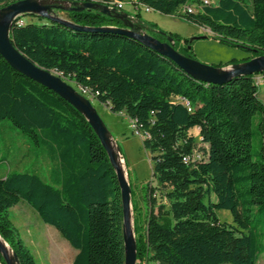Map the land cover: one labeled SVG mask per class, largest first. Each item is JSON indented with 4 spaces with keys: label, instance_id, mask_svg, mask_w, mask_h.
Listing matches in <instances>:
<instances>
[{
    "label": "trees",
    "instance_id": "trees-1",
    "mask_svg": "<svg viewBox=\"0 0 264 264\" xmlns=\"http://www.w3.org/2000/svg\"><path fill=\"white\" fill-rule=\"evenodd\" d=\"M12 1L0 0V9ZM62 1L97 5L66 10L82 29L52 20L19 24L21 15L10 38L29 59L74 83L79 93L86 89L89 99L111 112L126 115L141 133L167 207L155 212V190L147 181L143 208L127 170L136 264H258L264 253V103L255 77L264 78V70L233 75L222 84L199 81L115 30L126 28L125 19L115 15L124 10L103 13L102 0ZM136 1L162 14L177 12L221 42L251 50L245 61L264 56V0H214L187 14L179 13L180 7L201 0ZM153 32L162 42L171 37L176 51L193 58L187 47L192 40ZM5 119L36 148L35 162L49 164L9 170L0 178V237L19 264H37L11 220L10 209L20 200L77 250L72 264H124L121 194L107 149L78 109L0 55V123ZM193 128L208 144L206 159H184L195 147ZM256 133L259 149L253 146ZM117 148L127 166L119 143ZM219 209L230 211L232 223L219 221ZM0 261L6 264L1 254Z\"/></svg>",
    "mask_w": 264,
    "mask_h": 264
},
{
    "label": "rangeland",
    "instance_id": "rangeland-1",
    "mask_svg": "<svg viewBox=\"0 0 264 264\" xmlns=\"http://www.w3.org/2000/svg\"><path fill=\"white\" fill-rule=\"evenodd\" d=\"M121 1L125 2L123 10L128 11L127 13L131 15L132 6L130 2H132V0ZM211 1L214 2V0ZM62 4L64 5V7L68 6V3L66 2ZM139 13L144 21L146 20L147 22H151L154 24V27H152V29L149 28L148 32L150 34H154L153 31H157V29L165 32H170L178 35L181 38L180 42H183L184 39L199 37L193 39L190 44L187 45V47H191L193 58L204 64L215 66L218 64H229V66L224 67V69L231 70V66L235 64H242L246 58L253 55V52L251 50L221 42L218 38H216L213 32L209 31L208 29L204 30L201 28V26L185 20L177 12L174 15H167L155 10H151L149 12L140 10ZM52 15L64 20H69L66 10L62 8H53ZM48 21L49 20L45 18L40 19V17L26 14L21 16V18L18 20V23H42ZM255 80L259 89V98L264 103V78L257 75L255 77ZM66 82L72 85L77 90V87L74 83L70 81ZM90 100L94 109L99 114L103 123L108 128L111 137L113 138V140H111V147L113 152L117 156V169L123 170L124 177L127 179V181V170L129 169L131 173L133 194L136 200L144 208V184L148 181L156 191H154L155 197L157 199V202L154 205L155 212L166 208L167 204L163 200L161 190L152 176V162L150 159L151 154L143 148L141 137L134 132L132 124L128 117L122 113L111 112L110 110H108V108H106V105L100 103L96 99ZM173 100L178 101L179 98L174 97ZM257 117L258 116L256 115L253 122V128L255 129V132L259 130H257L256 127ZM123 132H125L126 135L122 134ZM190 133L195 138L193 157L195 159H206L208 144L204 143L201 140V137L198 133V128H193L192 130H190ZM121 136L123 137L122 140L120 139ZM125 136H127V138ZM258 139L259 136L256 133L253 138L254 149H259ZM27 141V137L24 136L17 128H15L8 120L5 119L0 123V159H2V157L4 158L2 159V161H0V178L3 177L9 170H30L32 166L35 165L36 159L39 158H37L38 155H35L33 151L34 147L32 146L33 148H29ZM117 142L121 143L122 145L123 153L127 161V166L125 165L123 156L117 150ZM2 174L4 175L2 176ZM211 199L215 201V197L213 195L211 196ZM20 203H24V205L28 209L27 216H25V220L27 221L25 223L20 222V213L10 209L11 220L13 222V225L19 231L23 242L33 253L36 263L48 264V262L45 261V251L43 250L42 246L38 244L41 239H46L48 241V247L53 250L54 254L58 258L56 264H71V262H68L67 259L63 260V257L66 258L69 256L72 258L76 249L70 246V244V253L62 248H59L54 241L55 239H53V237L47 231V227H51L54 230H56V228L45 224L39 218L36 211L24 200H21ZM216 214L220 222L232 223V215L229 210L219 209L216 211ZM130 219V231L133 234L132 215ZM124 229L126 236L128 237L126 226H124ZM58 235L61 239H64L59 233ZM2 243H4V241H2ZM4 245L6 248L8 247L7 249L9 250L11 254L10 256L12 257V252L9 246H6V244ZM258 264H264V253L260 255Z\"/></svg>",
    "mask_w": 264,
    "mask_h": 264
},
{
    "label": "water",
    "instance_id": "water-1",
    "mask_svg": "<svg viewBox=\"0 0 264 264\" xmlns=\"http://www.w3.org/2000/svg\"><path fill=\"white\" fill-rule=\"evenodd\" d=\"M64 2L68 3L67 7H64L62 4ZM96 5L97 4L95 2H83L76 6V4L71 5L70 2L62 0H16L10 2L0 9V55L15 71L52 90L76 109H78L88 120L101 143L107 149L109 159L117 175L121 194L125 255L124 264H136V243L134 233H131L128 221L130 211L132 215L130 186L127 179L124 177L122 170L117 169V156L111 147V140H113V138L111 137L108 128L105 126L99 114L94 109L90 99L80 94L72 85L67 83L57 73L49 71L29 59L14 45L10 38L12 24L15 19L21 15H37V17L56 21L73 29H82L81 26L75 25L70 20H64L53 16V8H62L65 10H82L85 8H94ZM101 11L103 13L109 14H115L116 12L115 8H110L106 5H103ZM115 15L125 19L126 26V28H119L115 30L128 36L137 38L150 48L158 51L162 55L172 60L186 74L191 75L193 78L199 81L212 84H222L230 79L233 75H251L264 70V56H255L244 61L242 64H235L231 66V70H225L224 67H215L214 65L204 64L197 61L195 58L185 56L176 51L169 43L172 41L171 37L167 38L168 42H162L148 32H139L141 26L134 24V22L131 20V16L127 13L118 12ZM195 38L199 37H193L190 40ZM124 226L128 228V237L126 236ZM11 252L12 257H9L6 248L0 242V254L2 255L5 263L19 264L17 256L12 250Z\"/></svg>",
    "mask_w": 264,
    "mask_h": 264
},
{
    "label": "built area",
    "instance_id": "built-area-1",
    "mask_svg": "<svg viewBox=\"0 0 264 264\" xmlns=\"http://www.w3.org/2000/svg\"><path fill=\"white\" fill-rule=\"evenodd\" d=\"M211 2H213V1H211V0H201L200 2H197V1L188 2L187 4H185V5L180 7V9H179L180 12L179 13H181V14L195 13L201 6L208 5ZM102 3L105 4L106 6L110 7V8H115V9H118V10H123V8L125 6V2L121 1V0H102ZM130 3H131V6H132V13L130 15L131 16V20L134 22V24H137V25L141 26V29L139 30V32H148L149 28L146 25H144V22L141 21L136 16V14H137V12H140V10H143L145 12H149L152 9L149 6H147V5H144L142 3L137 2L136 0H132V2H130ZM201 28L204 29V30L207 29V28H204V27H201ZM80 91H81L80 94H82L84 97L89 99L90 96L88 95V91L86 89H81ZM129 120H130V122L132 124L134 132L141 137V133L137 130L134 121H132L131 119H129ZM193 153H194V150H193ZM193 153H192L191 157H187V158H184V159L185 160H187V159L199 160V159H195L193 157Z\"/></svg>",
    "mask_w": 264,
    "mask_h": 264
},
{
    "label": "crops",
    "instance_id": "crops-1",
    "mask_svg": "<svg viewBox=\"0 0 264 264\" xmlns=\"http://www.w3.org/2000/svg\"><path fill=\"white\" fill-rule=\"evenodd\" d=\"M125 12H128L126 10H124ZM131 13H132V9H131ZM140 20L143 21V18L140 16L139 18ZM146 21V20H145ZM157 28V27H156ZM106 107V106H105ZM107 108V107H106ZM122 134H125V132H123ZM127 138V136H125ZM122 136H121V140H122ZM118 143V142H117ZM121 145V143H119ZM122 146V145H121ZM43 164H41L39 161H37L36 163V169L39 170V169H43V168H48L49 164L46 160H43L42 161ZM4 174H2L3 176ZM4 177V176H3ZM21 200L16 204L14 205L13 207H11L12 210H15L17 212L20 213V219L21 221L20 222H26L27 220H25V216H27V212H28V209L26 208V206L24 205V203H20ZM49 225V224H48ZM51 226V225H50ZM47 231L50 233V235L53 237V239H55V243L58 245L59 248H62L64 249L65 251L69 252L70 253V247H69V242L66 240V239H61L58 235V231L57 229L54 230L53 228L51 227H47ZM58 233H57V232ZM66 240V241H65ZM48 241L46 239H41L40 242H38V244H40V246H42L43 250L45 251V261L48 262V264H56V262L58 261V258L56 257V255L54 254L53 250L51 248L48 247ZM37 243V242H36ZM71 246V245H70ZM77 250L75 251L74 255L71 257H66L64 258L63 257V260H66L68 262H71L72 264V261H73V258L76 254ZM61 259V258H60Z\"/></svg>",
    "mask_w": 264,
    "mask_h": 264
},
{
    "label": "bare ground",
    "instance_id": "bare-ground-1",
    "mask_svg": "<svg viewBox=\"0 0 264 264\" xmlns=\"http://www.w3.org/2000/svg\"><path fill=\"white\" fill-rule=\"evenodd\" d=\"M121 170H122V169H121ZM122 173H123V170H122ZM123 175H124V173H123ZM130 218H131V211H130V213H129V219H128V221H129V228H130V222H131V219H130ZM126 226H127V225H126ZM126 230H127V232H129L127 227H126ZM0 239H1V238H0ZM1 240H2V239H1ZM1 240H0V242L2 243V241H1ZM4 244H5V242H4V243H2V245L5 247V245H4ZM6 246H7V245H6ZM5 248H6V247H5ZM7 248H8V247H7ZM7 248H6V249H7ZM10 250H11V249H10ZM7 252H8V255H9V257H10V255H11V254H10V252H9V250H8V249H7Z\"/></svg>",
    "mask_w": 264,
    "mask_h": 264
}]
</instances>
